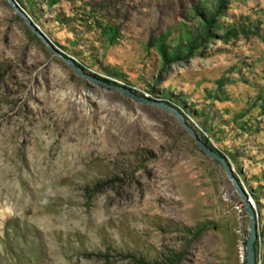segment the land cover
<instances>
[{
	"label": "rangeland",
	"instance_id": "obj_1",
	"mask_svg": "<svg viewBox=\"0 0 264 264\" xmlns=\"http://www.w3.org/2000/svg\"><path fill=\"white\" fill-rule=\"evenodd\" d=\"M15 2L46 42L0 0V264H246L221 164L147 101L228 159L264 264V0Z\"/></svg>",
	"mask_w": 264,
	"mask_h": 264
},
{
	"label": "water",
	"instance_id": "obj_2",
	"mask_svg": "<svg viewBox=\"0 0 264 264\" xmlns=\"http://www.w3.org/2000/svg\"><path fill=\"white\" fill-rule=\"evenodd\" d=\"M8 4L15 10L17 15L23 20V22L26 24V26L37 36L41 39L42 42H46L44 37L40 34V32L33 26V24L30 21V18L24 13L22 9L19 8V6L16 4L15 0H6ZM44 40V41H43ZM63 60L67 63V65L73 69V71L79 75L83 76L85 79H89L93 82H96L97 84H100L103 87L109 88L111 90H117L118 92H121L124 96H129L131 98H134L136 101H143L145 102L146 99H143L141 97L136 96L132 91H129L128 89H125L123 87L119 86H113L104 82H101L99 80H93L89 76H85L81 73V69L76 67L73 62L70 59L62 57ZM149 104H152L153 106H157L161 108L164 111L169 112L171 115H173L181 124L183 129H185L189 135L194 139L196 145L198 148L206 155L209 156L216 161H218L222 168L224 169L227 177L231 181V184L235 190V192L238 194L240 197V200L242 201V204L245 208V212L248 215V237L245 243L246 247V264H255V251H254V245L256 242L257 238V233H256V215L253 207L251 206L250 202L248 201L247 195L242 191L237 179L234 177L233 172L231 168L228 166L227 162L225 159L218 154L212 152L209 150L201 141L198 140L195 132L191 129V127L188 126L186 123L185 117L180 113L176 108L173 106H169L165 103H154V102H149Z\"/></svg>",
	"mask_w": 264,
	"mask_h": 264
},
{
	"label": "trees",
	"instance_id": "obj_3",
	"mask_svg": "<svg viewBox=\"0 0 264 264\" xmlns=\"http://www.w3.org/2000/svg\"><path fill=\"white\" fill-rule=\"evenodd\" d=\"M23 10H24V8H23ZM25 12H26V11H25ZM33 22H34V21H33ZM202 42H203L202 38L199 37V38H197V40H196V42L194 43V45L200 47V46L202 45V44H201ZM192 46H193V45H190V46L188 47V50H187L188 53H191V52L195 49V48H193ZM188 53H186V54H188ZM184 55H185V54H184ZM165 59H166V58H165ZM172 60H173V58L171 57V58H170V61H172ZM167 62H169V61H167ZM76 65H77L78 67L81 66V65H79V64H76ZM81 68H83V67L81 66ZM82 70H83L84 72H86L84 69H82ZM94 77H95V76H94ZM97 78H98V77H97ZM223 83H224V80H223V79H222V80L220 79V80L217 81V85L219 86V89H220V87L223 85ZM211 98H212V96L210 97V99H211ZM165 104H167V103H165ZM167 105H168V104H167ZM185 120H186V122H189V119H187L186 117H185ZM192 128H193V126H192ZM193 129H194V128H193ZM208 130H209V129H208ZM205 131H206V130H205ZM195 132H196V131H195ZM206 132H208V131H206ZM197 133H198V132H197ZM206 138H207V139L204 140V141H205L204 143H205V145H206L207 147L211 148V147H210V144H209V143H210V138H209L208 134H207V137H206ZM211 149L213 150V148H211ZM214 151H215V150H214ZM220 155H221V154H220ZM223 158H224V157H223ZM225 160H226L227 162H229L228 159L225 158ZM255 246H256V245H255ZM255 251H256V247H255Z\"/></svg>",
	"mask_w": 264,
	"mask_h": 264
},
{
	"label": "built area",
	"instance_id": "obj_4",
	"mask_svg": "<svg viewBox=\"0 0 264 264\" xmlns=\"http://www.w3.org/2000/svg\"><path fill=\"white\" fill-rule=\"evenodd\" d=\"M248 201H249V199H248ZM249 202H250L251 206L253 207V209H255V206H254L252 200H250ZM235 209L238 211V213H242L244 211L243 205L241 203L240 204H237L235 206ZM257 230H258V225L256 224V233H257V237H259V234H258L259 231H257ZM257 242H258V240L256 238V242H255L256 246H257ZM254 247H255V245H254ZM255 261H256V264L257 263L261 264V260L256 257V254H255Z\"/></svg>",
	"mask_w": 264,
	"mask_h": 264
}]
</instances>
